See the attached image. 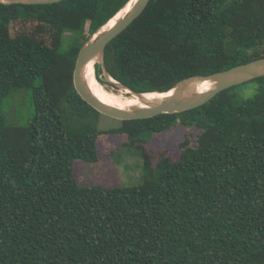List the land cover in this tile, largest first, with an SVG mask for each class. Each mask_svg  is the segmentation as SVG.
<instances>
[{
  "label": "trees",
  "instance_id": "obj_1",
  "mask_svg": "<svg viewBox=\"0 0 264 264\" xmlns=\"http://www.w3.org/2000/svg\"><path fill=\"white\" fill-rule=\"evenodd\" d=\"M128 2L0 1V264H264V76L238 104L233 86L188 111L121 120L114 130L132 136L203 129L158 178L108 188L74 177V159H98L99 132H68L60 106L98 111L75 87L76 60ZM260 57L264 0H150L105 53L112 75L143 92ZM96 76L119 90L99 63ZM18 86L33 90L26 126L2 113Z\"/></svg>",
  "mask_w": 264,
  "mask_h": 264
},
{
  "label": "rangeland",
  "instance_id": "obj_2",
  "mask_svg": "<svg viewBox=\"0 0 264 264\" xmlns=\"http://www.w3.org/2000/svg\"><path fill=\"white\" fill-rule=\"evenodd\" d=\"M18 28L21 29L20 25ZM70 37V34L65 37L62 53L68 50ZM95 77L97 78L96 69ZM40 81L41 79H38L37 83ZM108 89L115 91L112 87ZM257 90L258 83L254 79L234 86L231 90L236 93L234 104L254 96ZM60 112L68 132H99L96 138L98 159L85 161L76 158L73 161L74 177L83 186L115 188L138 185L148 178H158L169 162L180 158L184 144L188 142L189 146H195L198 135L203 132V129L194 125L185 127L177 124L163 132L146 131L141 135L132 136L114 130L122 124L120 119L99 111L90 110L82 116L77 114L68 102H62ZM2 113L7 125H28L36 115L32 88H13L4 98Z\"/></svg>",
  "mask_w": 264,
  "mask_h": 264
},
{
  "label": "water",
  "instance_id": "obj_3",
  "mask_svg": "<svg viewBox=\"0 0 264 264\" xmlns=\"http://www.w3.org/2000/svg\"><path fill=\"white\" fill-rule=\"evenodd\" d=\"M3 3L48 4L61 0H0ZM128 10L113 25L109 21L95 31L81 47L74 69V84L77 91L89 104L101 113L120 120L148 118L161 113H181L199 107L215 97L221 91L264 76V57L237 64L226 70L210 74L188 76L165 92L163 95L149 97L148 93L132 88L116 79L108 70L105 53L109 43L122 33L147 7L150 0H130ZM128 2V3H130ZM128 5V4H127ZM122 10V9H121ZM120 10V11H121ZM101 65L104 78L120 91L140 101L138 105L120 107L103 102L89 88L86 82V71L90 64ZM208 82L207 89L201 85Z\"/></svg>",
  "mask_w": 264,
  "mask_h": 264
},
{
  "label": "bare ground",
  "instance_id": "obj_4",
  "mask_svg": "<svg viewBox=\"0 0 264 264\" xmlns=\"http://www.w3.org/2000/svg\"><path fill=\"white\" fill-rule=\"evenodd\" d=\"M132 2L128 3L121 11L119 12L109 21L108 25H113L116 20L121 17L130 7ZM86 82L89 86V88L92 90V92L100 98L105 103L116 105L120 107H126L131 105H138L140 104V101L134 97H131L130 95L126 93H117L115 91H112L108 88H106L96 77H95V68L93 64H90L88 67V70L86 71ZM208 82H204L201 85V89H207L209 87ZM160 95H163L158 92L154 93H148L149 97H158Z\"/></svg>",
  "mask_w": 264,
  "mask_h": 264
}]
</instances>
